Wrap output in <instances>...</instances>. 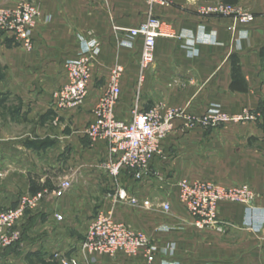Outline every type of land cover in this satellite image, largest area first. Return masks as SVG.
I'll list each match as a JSON object with an SVG mask.
<instances>
[{"label": "crops", "instance_id": "1", "mask_svg": "<svg viewBox=\"0 0 264 264\" xmlns=\"http://www.w3.org/2000/svg\"><path fill=\"white\" fill-rule=\"evenodd\" d=\"M164 1L168 4L154 6L152 14L173 36L156 39L154 62L139 86L143 43L129 30L149 17L143 0H0L2 9L32 3L38 12L29 34L31 50L0 32L6 70L0 83V212L33 190L38 194L62 180L71 182L64 197H44L14 227L20 238L0 250V264H61L70 258L79 264H264V0ZM216 3L237 6L253 21L232 30L229 18L198 14ZM81 40L99 46L88 93L78 108L58 110L64 64L76 57ZM231 58L243 77L237 88L231 87ZM115 68L123 70L115 109L119 120L129 121L135 107L179 112L153 173L140 182L125 173L117 180L108 176L102 168L106 142H92L84 134ZM244 112L257 122L236 126L230 121L214 128L187 124L188 118ZM34 138L43 141L32 144ZM180 180L225 189L246 185L254 199L250 205L221 204L217 225L198 229L178 201ZM121 188L137 198V205L117 199ZM164 202L170 204L168 213L161 210ZM99 213L143 233L151 242V259L120 253L93 256L90 262L80 244Z\"/></svg>", "mask_w": 264, "mask_h": 264}, {"label": "built area", "instance_id": "2", "mask_svg": "<svg viewBox=\"0 0 264 264\" xmlns=\"http://www.w3.org/2000/svg\"><path fill=\"white\" fill-rule=\"evenodd\" d=\"M149 6V17L138 28L129 30L131 36L141 38L143 46L139 58L138 85L144 80L146 69L154 62V48L159 37H172L167 25L152 14L156 5L164 7V0H143ZM37 7L32 3H23L11 9L0 8V32L11 35L18 45L26 50L32 49L30 30L37 18ZM201 17L229 18L233 22L232 30L237 25L246 26L253 21V15L237 6L216 3L198 10ZM99 52L95 40H81L79 50L74 59L65 61L64 72L66 84L56 94L58 110L68 111L81 106L87 96L92 77L91 62ZM123 70H110L107 88L93 109V121L84 129L85 136L92 142L103 141L108 146L107 160L103 170L112 179H119L127 174L138 182L151 176L152 165L162 154L163 143L173 129L174 120L179 117L177 110H169L162 114L158 107L140 111L136 107L129 121L119 120L115 115L116 105L120 97V76ZM256 117L244 112L238 116L229 117L224 114H207L201 118H188V126H203L214 128L221 123L230 121L254 120ZM178 201L182 209L192 218L193 225L198 229L217 225L218 206L227 203L250 205L254 199L251 189L242 185L225 189L215 183L206 181L180 180ZM71 189L70 180L60 181L50 196L56 199L64 197ZM48 195V191H44ZM43 193V194H44ZM43 194H27L21 196L15 206L0 212V250L6 249L18 242L20 232L14 227L23 219L27 212L35 210L42 201ZM117 199L130 205H137L136 197L129 195L128 190H117ZM148 205V202H144ZM164 213L171 211L170 204H161ZM58 222L63 221L60 214L55 215ZM81 252L88 255L91 262L93 256H109L126 254L145 257L152 253L150 240L141 232L133 231L124 225L116 224L111 219L97 214L80 244ZM61 264H79L75 258L62 261Z\"/></svg>", "mask_w": 264, "mask_h": 264}, {"label": "rangeland", "instance_id": "3", "mask_svg": "<svg viewBox=\"0 0 264 264\" xmlns=\"http://www.w3.org/2000/svg\"><path fill=\"white\" fill-rule=\"evenodd\" d=\"M2 61H0V83H4L5 81H6V79H5V67H4V65H2ZM1 98V97H0ZM17 105H16V103H13V106H12V108L11 109H13L14 111H16V109H17V107H16ZM9 109V108H8ZM261 111V110H260ZM3 114H5V112H3ZM255 116V115H254ZM256 117V116H255ZM257 119H254V120H243V121H237V122H233L234 123V125H241V124H244V123H253V122H257L256 121ZM31 136H33L34 135V132L32 133V130H33V125H34V123H31ZM36 125V124H35ZM17 127H19L20 128V126H17L16 124L14 125V129L16 130V131H18L19 130V128H17ZM17 128V129H16ZM41 141H43V140H37V139H31V143L32 144H38L39 142H41ZM59 176H57L56 177V179L59 181ZM54 180V179H53ZM54 188V187H53ZM48 191V190H47ZM44 192H42L41 194H43ZM50 192L48 191V195H46L45 193L43 194V198L44 197H51L50 196V194H49ZM68 193V192H67ZM34 194V193H33ZM42 198V199H43ZM43 203V202H42ZM41 203V204H42ZM27 214V213H26ZM26 216V215H25ZM24 216V217H25ZM23 217V218H24ZM23 219H21V221H22ZM56 220V219H55ZM20 221V222H21ZM20 222L17 224V226H19V224H20ZM58 222V221H57Z\"/></svg>", "mask_w": 264, "mask_h": 264}, {"label": "trees", "instance_id": "4", "mask_svg": "<svg viewBox=\"0 0 264 264\" xmlns=\"http://www.w3.org/2000/svg\"><path fill=\"white\" fill-rule=\"evenodd\" d=\"M262 54V53H261ZM262 56V55H261ZM264 56V55H263ZM231 61L233 63L232 65V70H231V77H232V82H231V87L237 88L236 86L240 84L243 80V77L241 75V71L239 69V66L237 63L234 61V58H231ZM261 112L264 114V107L261 108ZM36 191H32V193H35Z\"/></svg>", "mask_w": 264, "mask_h": 264}]
</instances>
